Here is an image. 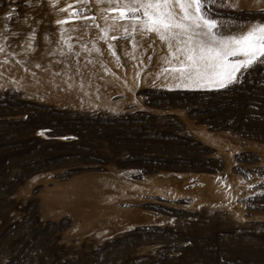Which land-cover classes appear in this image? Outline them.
I'll list each match as a JSON object with an SVG mask.
<instances>
[{
	"label": "rangeland",
	"instance_id": "374dc122",
	"mask_svg": "<svg viewBox=\"0 0 264 264\" xmlns=\"http://www.w3.org/2000/svg\"><path fill=\"white\" fill-rule=\"evenodd\" d=\"M236 2L208 9L218 37L264 24ZM103 5L0 0L1 69L59 89L0 83V264H264V57L225 88L156 89V45L114 36ZM85 88L124 112L65 101Z\"/></svg>",
	"mask_w": 264,
	"mask_h": 264
},
{
	"label": "snow or ice",
	"instance_id": "6c2138e0",
	"mask_svg": "<svg viewBox=\"0 0 264 264\" xmlns=\"http://www.w3.org/2000/svg\"><path fill=\"white\" fill-rule=\"evenodd\" d=\"M111 2L113 0H109V3ZM115 2L118 5L119 18L131 19L134 30L138 24L140 31L146 34L154 33L170 50L175 48V51H170L171 59L163 58L164 63L171 67L162 69L161 75L167 72L185 86L203 87L205 84H212L225 88L238 81L237 73L241 69L251 67L259 57H264V24L249 27L248 31L239 37L217 38L218 33L215 30L220 22L211 17L208 9L213 5L236 7L238 6L236 0H115ZM141 10L142 16L136 15ZM67 22L57 21L58 24ZM198 29L201 31H197ZM235 56H243L244 59L230 63L229 57ZM173 60L177 64H173ZM180 84H177V87Z\"/></svg>",
	"mask_w": 264,
	"mask_h": 264
},
{
	"label": "bare ground",
	"instance_id": "6f19581e",
	"mask_svg": "<svg viewBox=\"0 0 264 264\" xmlns=\"http://www.w3.org/2000/svg\"><path fill=\"white\" fill-rule=\"evenodd\" d=\"M100 1H103V3H104L103 9L106 12L104 15H102L100 17L101 18L100 20H102L105 24H107V25L110 26L112 33L114 32V36H119V37H124V36H129V35L130 36H135L136 39L138 38V40H140L142 42L143 41H146L147 43L148 42H152V43H154L156 45V47H157V54H156V57H155V60H154V65H153V67L151 69L150 74L147 76L148 78H151L155 82V85L153 87H155L156 89H163V90H166V91H173V90H184V91H210L211 90L212 91V90L221 89V88H219V87H217L215 85H212V84H205L203 87L198 86V85H188V86H185L184 84H180V81L178 79H174L167 72H165L163 75H161V70L162 69L171 67L170 65L164 63V59L163 58L167 57V58L171 59L170 51H175V48H173V49L170 50L167 47V44L164 43V42H161L160 39L154 33H152V34H146V33L142 32V31H140V28H139V25L138 24H137L136 29L134 30L133 29V21L131 19H123V20H121L119 18L118 5H113L114 3H116L115 0H113V2H111V3H109V0H100ZM248 5H249L250 8L264 9V0H252V2H248ZM136 15L142 16V10H141L140 13H137ZM71 20L69 18L68 22L69 23L72 22ZM72 23H74V22H72ZM251 26H254V25H249L246 28H244L243 30H241V31H239V32H237V33H235L233 35H230V36H221V37H217V38L218 39H228L229 37H239L240 35H242L245 32H247L248 29H249V27H251ZM126 29H127V31H126ZM197 31H201V30L198 29ZM65 33H67V32H65ZM199 39H205V38L204 37H199ZM139 43H138V45H139ZM173 43H175V42L173 41ZM140 45H142V44H140ZM181 47H183V45H181ZM126 52L129 53V52H132V51L131 50H126ZM6 56L7 55H4L3 57H6ZM10 57H9V59H10ZM181 58H183V57H181ZM229 58H237L236 60H233V61H230L229 60L230 63H236V62L242 61L244 59L243 56H235V57H229ZM172 63L173 64H177V62L175 60H173ZM2 64L3 63L0 64V83L1 82H6L5 84L10 83V84H12L14 86L21 87L23 90L29 92V94L31 95L30 97H33L35 99H39V98H43L44 95L47 92L49 93V91H51V90H55L54 92H57V90H59L58 88H56L57 87L56 84H54L52 82H46V81H44L45 78L43 77L44 76L43 74H45V73H43L42 71H41V73H42L41 75H43V76H41L37 72L36 73H33L31 71V73H33V75H29L30 76L29 77L28 74H27L28 77H23V78H25V80L20 81L15 76H12V75L10 76L9 74H7V71L4 72L5 70L3 71L1 69V67L3 66ZM34 65L36 66L37 64H34ZM4 67H3V69H4ZM6 68H8V65L6 66ZM10 69H11V67H10ZM15 69H13V71ZM241 70H243V69H241ZM8 71H10V70H8ZM25 73H24V75H25ZM18 77H19V75H18ZM70 83L71 82H69V85H70ZM185 83H187V82H185ZM67 84H68V82H67ZM177 84H180V86L177 87ZM61 86H63V85H61ZM54 92H53V95L55 94ZM49 94H51V93H49ZM59 94H60V91H59ZM61 95H58V97L60 98ZM66 100H69L70 102H73V104H75V106L77 105V107H79L81 109V111H91V110L97 109L98 107H102V106L103 107L104 106L106 107L108 105L110 114H120V113L124 112L122 110V108H117V106L112 105V104H109V101H106V100L104 101L103 99H100V97L97 96V93H95V91L89 92V89H86V88L84 89V92H83L82 95L75 94L73 98H71V99H66L65 98V101ZM44 133H46V132L43 131V130H40L38 135L41 138L46 139V137L44 136ZM58 140L59 141H64V138L63 137H60V138H58ZM258 180L260 181L261 178L258 179ZM261 182H264V180H261ZM244 184L245 183L242 182L241 179H237L236 181H234L233 184H232L231 191L229 193L226 192L227 193V196L229 197V195H231V194H234V193H237L238 194V193L242 192V190H244L243 187H242ZM106 232H107V229H106ZM99 233H101V232L99 231Z\"/></svg>",
	"mask_w": 264,
	"mask_h": 264
},
{
	"label": "trees",
	"instance_id": "16d2710c",
	"mask_svg": "<svg viewBox=\"0 0 264 264\" xmlns=\"http://www.w3.org/2000/svg\"><path fill=\"white\" fill-rule=\"evenodd\" d=\"M240 97L235 98L233 100L221 99L222 106L225 107V108H231V107L241 108L239 100H241L242 98H240ZM261 109H262L261 107L256 108L255 109V116H253V118H251L248 122H251V123H254V124L262 123L259 120V118L261 117V114H262Z\"/></svg>",
	"mask_w": 264,
	"mask_h": 264
},
{
	"label": "water",
	"instance_id": "95a60500",
	"mask_svg": "<svg viewBox=\"0 0 264 264\" xmlns=\"http://www.w3.org/2000/svg\"><path fill=\"white\" fill-rule=\"evenodd\" d=\"M47 130V136L50 137L49 140H56L58 135L51 133L48 129Z\"/></svg>",
	"mask_w": 264,
	"mask_h": 264
}]
</instances>
